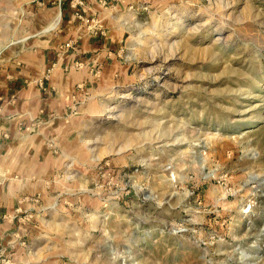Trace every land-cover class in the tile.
<instances>
[{
	"label": "rangeland",
	"instance_id": "374dc122",
	"mask_svg": "<svg viewBox=\"0 0 264 264\" xmlns=\"http://www.w3.org/2000/svg\"><path fill=\"white\" fill-rule=\"evenodd\" d=\"M32 4L0 0V58ZM109 46L0 264H264V0L111 6Z\"/></svg>",
	"mask_w": 264,
	"mask_h": 264
},
{
	"label": "crops",
	"instance_id": "0c3cea01",
	"mask_svg": "<svg viewBox=\"0 0 264 264\" xmlns=\"http://www.w3.org/2000/svg\"><path fill=\"white\" fill-rule=\"evenodd\" d=\"M71 1L30 0L36 21L0 58V261L59 171L70 103L111 54V6L136 0H82L84 19Z\"/></svg>",
	"mask_w": 264,
	"mask_h": 264
},
{
	"label": "built area",
	"instance_id": "2783aa9c",
	"mask_svg": "<svg viewBox=\"0 0 264 264\" xmlns=\"http://www.w3.org/2000/svg\"><path fill=\"white\" fill-rule=\"evenodd\" d=\"M72 8L76 10V16L84 19L82 11H80L81 6L83 5L82 0H72L71 1ZM73 41L68 42L67 46H70Z\"/></svg>",
	"mask_w": 264,
	"mask_h": 264
}]
</instances>
